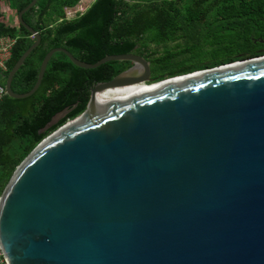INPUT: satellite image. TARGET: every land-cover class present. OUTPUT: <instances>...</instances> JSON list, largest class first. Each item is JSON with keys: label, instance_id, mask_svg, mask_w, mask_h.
<instances>
[{"label": "water", "instance_id": "1", "mask_svg": "<svg viewBox=\"0 0 264 264\" xmlns=\"http://www.w3.org/2000/svg\"><path fill=\"white\" fill-rule=\"evenodd\" d=\"M37 2L18 14L35 43L8 74L10 98L33 96L59 52L86 70L133 65L97 84L86 110L15 171L0 198L6 263L264 264V55L153 82L143 56L89 64L54 48L35 86L16 94L14 77L42 41L24 20ZM137 85L157 86L99 102Z\"/></svg>", "mask_w": 264, "mask_h": 264}, {"label": "trees", "instance_id": "2", "mask_svg": "<svg viewBox=\"0 0 264 264\" xmlns=\"http://www.w3.org/2000/svg\"><path fill=\"white\" fill-rule=\"evenodd\" d=\"M32 1L0 0V36L16 39L7 77L35 38L17 21L9 24L5 9L18 16ZM81 1L38 0L24 15L42 41L15 75L14 93L25 94L35 86L42 62L54 48H64L89 64L109 55L138 54L151 62L153 82L264 55V43L259 42L264 39V0H95L85 13L69 19L67 11ZM171 44L180 50L174 53ZM132 65L115 61L86 70L59 52L33 96L3 99L0 198L17 168L44 138L86 110L91 89ZM75 104L78 107L58 125L41 133L57 113Z\"/></svg>", "mask_w": 264, "mask_h": 264}, {"label": "built area", "instance_id": "3", "mask_svg": "<svg viewBox=\"0 0 264 264\" xmlns=\"http://www.w3.org/2000/svg\"><path fill=\"white\" fill-rule=\"evenodd\" d=\"M88 9L85 8L83 5H78L76 8L69 9L67 11V17L69 19H74L78 15L83 14ZM34 38V36H32ZM16 44V39L9 36H0V103L3 99L7 96V88L5 79L7 78V71L8 67L7 64L12 58L13 48ZM4 258L3 252L0 248V262L2 264H7Z\"/></svg>", "mask_w": 264, "mask_h": 264}, {"label": "bare ground", "instance_id": "4", "mask_svg": "<svg viewBox=\"0 0 264 264\" xmlns=\"http://www.w3.org/2000/svg\"><path fill=\"white\" fill-rule=\"evenodd\" d=\"M169 81H166V82H169ZM166 82H164V83H166ZM161 84H163V83H161ZM158 85H160V84H158ZM154 86H157V85H154ZM154 86H152V85H137V86H129V87L111 89V90H108L99 96V102L101 104H110V103L118 101L122 98H125V97L131 96L133 94H136V93L145 91L147 89H150Z\"/></svg>", "mask_w": 264, "mask_h": 264}, {"label": "rangeland", "instance_id": "5", "mask_svg": "<svg viewBox=\"0 0 264 264\" xmlns=\"http://www.w3.org/2000/svg\"><path fill=\"white\" fill-rule=\"evenodd\" d=\"M95 0H82L81 1V3H80V5H83L85 8H87V7H89L93 2H94ZM4 7V6H3ZM5 14L7 15V17H8V20H7V22L9 23V24H17L16 23V21L18 22V20H17V18H18V16H17V14H16V12H13V11H11V10H9V9H5ZM171 47H175V49H174V53H177L180 49H177L176 48V44H171ZM154 49V48H153ZM161 50H163V49H161ZM151 52L153 51V50H150ZM177 51V52H176ZM149 52H147V54H148ZM182 56H186V54H183ZM188 56V55H187ZM152 76H153V72H152ZM71 121V120H70ZM50 135V134H49Z\"/></svg>", "mask_w": 264, "mask_h": 264}, {"label": "flooded vegetation", "instance_id": "6", "mask_svg": "<svg viewBox=\"0 0 264 264\" xmlns=\"http://www.w3.org/2000/svg\"><path fill=\"white\" fill-rule=\"evenodd\" d=\"M137 55H138V54H137ZM93 88H94V87H93ZM93 88L91 89V92H92ZM77 107H78V106H77ZM75 109H76V108H75ZM75 109H74V110H75Z\"/></svg>", "mask_w": 264, "mask_h": 264}]
</instances>
